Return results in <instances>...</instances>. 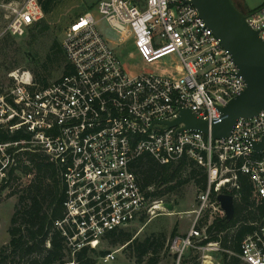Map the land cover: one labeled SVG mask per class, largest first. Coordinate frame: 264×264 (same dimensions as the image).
Wrapping results in <instances>:
<instances>
[{
  "label": "built area",
  "instance_id": "1",
  "mask_svg": "<svg viewBox=\"0 0 264 264\" xmlns=\"http://www.w3.org/2000/svg\"><path fill=\"white\" fill-rule=\"evenodd\" d=\"M240 8L264 42V6ZM0 9V40L22 39L45 17L38 0L8 1ZM94 9L114 32L116 48L97 31ZM94 9L63 32L58 80L40 87L29 71L14 70L0 81V189L9 192L15 179L30 178L20 172L28 153L54 164L65 189V217L56 227L73 257L83 248L96 250L106 234L142 216L169 212L163 207L169 202L141 190L135 160L147 154L169 165L187 158L205 170L207 187L198 193L189 230L169 244L175 263L192 252L198 264H225L224 254L238 264H264V222L242 239L237 253L210 241L207 232L214 220H225L217 196L234 200L239 175L248 178L253 198L264 201V150L252 148L264 133V111L237 120L224 140L165 124L182 110L209 125L221 121L219 108L246 88L229 52L191 0H99ZM118 48L130 61L162 72H131ZM99 260L110 264L114 252Z\"/></svg>",
  "mask_w": 264,
  "mask_h": 264
},
{
  "label": "trees",
  "instance_id": "2",
  "mask_svg": "<svg viewBox=\"0 0 264 264\" xmlns=\"http://www.w3.org/2000/svg\"><path fill=\"white\" fill-rule=\"evenodd\" d=\"M72 1L38 0L45 17L28 29L27 45H22L9 36L0 40V68L5 74L18 70L26 62L31 67L23 70L31 73L36 84L45 87L50 83L52 69L65 65V55L60 42L54 37L44 57L33 53L31 48L42 34L51 31L46 18L51 17L62 5ZM96 4L82 6L76 10L74 19L92 10ZM25 160L20 172L30 178L25 182L15 179L13 183L12 190L17 189L14 193L20 194L17 196V205L8 231L10 241L8 245L0 248V264H95L94 256L102 257L106 252L83 248L71 257L70 252L66 250L65 238L56 227V223L65 217V189L58 169L40 153H28ZM132 169L141 190L153 201L170 202L168 197L178 194L189 182H193L197 193L205 191L207 187L205 170L187 158H182L177 164L161 165L144 154L133 162ZM238 179L240 187L234 199L233 218L230 221L214 220L207 229L211 235L210 241H220L224 247L236 253L239 252L242 239L253 231L256 224L264 222V201L253 198L252 186L247 177L239 175ZM0 193H3V189H0ZM144 219L146 216H142L139 221ZM206 222L207 218H204L200 227ZM171 237H175V231ZM103 240L113 247L124 246V249L131 250L138 263L151 255L147 264H156L158 255L165 246L166 236L151 235L139 242L133 239L130 232L117 229L106 234ZM223 259L225 264H238L236 258L228 260L225 254ZM180 264H198L197 255L189 252Z\"/></svg>",
  "mask_w": 264,
  "mask_h": 264
},
{
  "label": "rangeland",
  "instance_id": "3",
  "mask_svg": "<svg viewBox=\"0 0 264 264\" xmlns=\"http://www.w3.org/2000/svg\"><path fill=\"white\" fill-rule=\"evenodd\" d=\"M15 2L21 3L24 0H0V4L4 2ZM235 4H238L245 11H254L261 7L264 0H232ZM97 0H73L70 3L62 5L51 17L46 18L47 22L50 24L51 31L42 34L36 43L32 45L31 51L36 53L39 57H44L51 46L54 37L57 38L59 42L62 40L63 32L68 28L70 23L74 20V12L81 8L82 6L89 7L96 4ZM96 6V5H95ZM94 9V8H93ZM92 9V10H93ZM94 18L97 22V31L99 34L109 43L110 46L116 48V36L114 32L108 27L104 20H101L97 15L96 10H93ZM4 16L0 9V28L3 26ZM28 34V32H27ZM22 45H27L28 39L27 35L22 39H18ZM29 48V47H28ZM118 53L125 60L128 67H130L131 72H150V73H161L154 65L149 67L141 66L140 61L129 60L126 56L124 50L118 48ZM163 63H170V58L163 60ZM30 65L23 63L18 70L28 69ZM26 71V70H23ZM64 71L63 67L54 68L51 71V77L49 82L58 80ZM0 81L6 82V74L3 69L0 68ZM17 190V189H15ZM15 190H10L9 192L0 193V248L4 245H8L10 241V235L8 233L11 227V218L14 213V208L17 205V200L20 193L15 194ZM197 196L198 193L194 187L193 182H189L184 185L178 194L168 197L169 203H174V210L172 212L156 211L154 216H146L143 221H136L129 226L123 228L124 230L130 232L133 239L141 242L145 238L151 235L163 234L166 236V242L163 250L158 255V260L156 264H176L175 258L169 249V244L173 237L172 233L175 231V236H183L187 233L194 220L193 211L197 206ZM124 246H111L107 241L102 240L97 247V252H114V260L110 264H147L151 255L146 256L141 263H138L134 257L131 250L124 249ZM105 254V255H106ZM195 255V254H194ZM96 263H100V257L94 256Z\"/></svg>",
  "mask_w": 264,
  "mask_h": 264
},
{
  "label": "water",
  "instance_id": "4",
  "mask_svg": "<svg viewBox=\"0 0 264 264\" xmlns=\"http://www.w3.org/2000/svg\"><path fill=\"white\" fill-rule=\"evenodd\" d=\"M191 5L231 55L246 88L241 95L219 108L220 122L209 125L189 110H182L175 120L165 124L169 128L182 125L180 131L210 133L213 140H224L230 136L237 120L253 118L264 111V42L259 33L247 24L240 6L234 5L231 0H191ZM252 148L258 154L264 150V133ZM217 202L224 211L225 220L230 221L234 215L233 197L219 194ZM163 207L169 212L174 210L170 203L163 204Z\"/></svg>",
  "mask_w": 264,
  "mask_h": 264
},
{
  "label": "flooded vegetation",
  "instance_id": "5",
  "mask_svg": "<svg viewBox=\"0 0 264 264\" xmlns=\"http://www.w3.org/2000/svg\"><path fill=\"white\" fill-rule=\"evenodd\" d=\"M232 1V0H231ZM232 3L234 4V5H236V6H239L238 4H235L233 1H232Z\"/></svg>",
  "mask_w": 264,
  "mask_h": 264
}]
</instances>
